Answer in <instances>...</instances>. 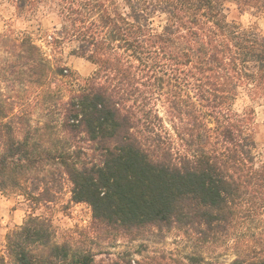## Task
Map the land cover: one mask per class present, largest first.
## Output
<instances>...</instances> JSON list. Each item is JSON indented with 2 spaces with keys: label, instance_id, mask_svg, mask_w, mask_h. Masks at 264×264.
<instances>
[{
  "label": "trees",
  "instance_id": "1",
  "mask_svg": "<svg viewBox=\"0 0 264 264\" xmlns=\"http://www.w3.org/2000/svg\"><path fill=\"white\" fill-rule=\"evenodd\" d=\"M11 1L19 13L48 5L62 37L77 41L73 54L96 70L67 98L51 89L20 105L0 76V192L51 202V185L66 179L72 202L91 208L94 234L177 229L201 246L242 239L230 264H264L253 105L264 102V36L226 14L227 3L246 11L262 0H124L123 9L115 0ZM156 15L165 16L160 30ZM2 50L28 67V87L65 76L28 39L0 35ZM34 107L44 120L32 125ZM55 238L50 220L30 215L7 234L0 264H96L84 243ZM188 263L224 264L199 253Z\"/></svg>",
  "mask_w": 264,
  "mask_h": 264
},
{
  "label": "rangeland",
  "instance_id": "2",
  "mask_svg": "<svg viewBox=\"0 0 264 264\" xmlns=\"http://www.w3.org/2000/svg\"><path fill=\"white\" fill-rule=\"evenodd\" d=\"M115 1L121 9L124 8V0ZM262 1L260 4L263 7ZM262 7L242 11L235 3L230 2L226 4V14L230 21H236L243 26H254L264 36ZM164 24V15H156L153 19L155 29L160 30ZM61 32L60 19L51 13L48 5L41 3L32 11L19 13L11 0H0V35L9 39L30 40L39 48L51 69H63L65 75L54 78L52 84L48 83L43 87H28L23 83V80L30 76L28 67L18 64L4 50L0 51V76L3 81L1 92L13 98L16 105L22 103L20 100L33 98L38 92H41L38 98L43 102L46 99L43 96L51 89L67 98L69 90L77 89L78 85L93 75L96 67L73 54L78 47L77 41L74 38L65 39ZM11 60L15 62L17 69V74L13 76H10L6 69V63ZM5 76L7 80L4 79ZM253 105L256 142L260 153L264 154V102ZM43 114L41 109L34 107L30 116L31 124L43 121ZM71 188V183L66 179H58L51 185V202L42 203H37L24 191L0 192V250L5 248L7 234L21 226L30 215L51 221L56 233V242L62 243L75 238L84 243L83 246L95 255L96 264H107L122 258L141 264H189L188 257L195 253L206 259L230 264L235 259L238 250L236 247L239 248L243 242L242 239L240 242L230 240L201 246L185 238L177 229H151L126 238L94 234L91 208L87 204L73 203ZM262 256L264 257V254Z\"/></svg>",
  "mask_w": 264,
  "mask_h": 264
}]
</instances>
